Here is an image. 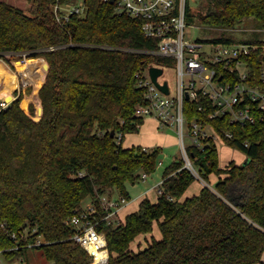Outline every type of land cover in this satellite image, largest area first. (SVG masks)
I'll return each mask as SVG.
<instances>
[{"label": "trees", "instance_id": "obj_1", "mask_svg": "<svg viewBox=\"0 0 264 264\" xmlns=\"http://www.w3.org/2000/svg\"><path fill=\"white\" fill-rule=\"evenodd\" d=\"M71 1L31 0L26 13L0 0V58L10 61L26 54L49 64L47 72L35 59L15 61L25 82H45L16 89L15 99L0 110V250L5 259L13 261L41 238L43 243L33 247L51 264H91L92 256L73 238L76 230L68 223L90 198L99 209L97 229L108 242L107 264L261 262L264 113L244 126L228 114L211 118L216 107L205 95L184 101L187 121L211 125L245 159L222 166L217 143L206 138L204 149L189 146L194 167L206 182L198 194H186L199 178L178 156L164 171L157 200L145 196L117 225L101 220L99 195L116 189L131 199L126 184L143 181L142 174H151L160 162V147H126L116 139L119 133L124 140L126 133L137 132L145 119L135 116L136 106L147 103L137 73L166 59L150 53L158 39L145 35L143 19L118 13L110 1L85 0V16L58 20L55 6ZM211 2L205 12L195 13L187 0L188 22L198 19L206 26L233 28L252 19L256 28L264 29V0ZM201 40L264 42L259 36L230 35ZM246 59L251 82H260L264 49ZM217 69L225 80L239 81L230 67ZM33 93L42 108L36 117ZM211 174L218 177L216 182L210 181ZM155 226L160 236L152 235L145 248L135 251V239L147 238Z\"/></svg>", "mask_w": 264, "mask_h": 264}, {"label": "built area", "instance_id": "obj_2", "mask_svg": "<svg viewBox=\"0 0 264 264\" xmlns=\"http://www.w3.org/2000/svg\"><path fill=\"white\" fill-rule=\"evenodd\" d=\"M110 1V0H104ZM187 0H116V11L125 13L135 18H142V28L145 35L158 39V46L150 50V53L166 59L160 66L177 69L179 72L177 87L173 91L167 79L158 77V81L168 82L169 93L162 91L152 80L149 68L137 73L138 84L145 88L146 104H138L135 109L137 117H154L161 126H172L177 130L181 153L179 156L184 160V166L188 167L197 178L201 179L194 167L189 146L194 145L204 149V139L212 138L218 144L223 139L209 124H202L198 120L188 122L184 114V101L197 100L200 95L211 99L216 110L210 113V117L228 114L232 122L242 126L255 123L257 114L264 113V67L260 73V82H251L249 73V61L247 56L253 52L264 49L263 43H249L245 41H202L203 37L194 40L188 37L186 28L191 24L186 15ZM63 5L68 9L62 14ZM86 6L84 0L78 3H67L55 6L58 20H68L72 14L83 16ZM201 38V39H200ZM264 41V38H263ZM131 50V49H129ZM151 65V66H153ZM217 65L230 67L239 76V81L225 80L223 73L219 74ZM185 68L189 79L185 80ZM224 76V78H223ZM15 97V96H14ZM6 99L0 101V110L9 105ZM201 110L202 107H199ZM188 122L192 142H185V122ZM232 137L231 133H226ZM117 143H123V133H119ZM161 163V162H160ZM148 174L143 173V181L147 180ZM203 180V179H201ZM204 181V180H203ZM163 179L156 185L158 194H161ZM206 183V182H205ZM208 184V183H207ZM210 185V184H209ZM103 210L101 220L111 224H119L121 210L131 202L125 196H114L105 193L98 196ZM99 209L95 202L90 199L82 209L68 220L75 228L73 238L92 256L91 264H107L109 261V249L106 235L97 229L100 222L95 220ZM16 237V234H12ZM27 237V231L22 235ZM39 238L36 242H30L27 246L33 247L42 244ZM20 246H16L18 248ZM2 250H0V262H2Z\"/></svg>", "mask_w": 264, "mask_h": 264}, {"label": "rangeland", "instance_id": "obj_3", "mask_svg": "<svg viewBox=\"0 0 264 264\" xmlns=\"http://www.w3.org/2000/svg\"><path fill=\"white\" fill-rule=\"evenodd\" d=\"M6 1L12 5H15L21 9H23L24 12L29 13L31 8V0H3ZM81 0H72L71 2L67 3H78ZM85 2V0H84ZM65 3V4H67ZM189 3L192 7V10L195 13L199 12H205L208 7L212 4L211 0H189ZM86 6V4H85ZM67 6L63 5V10L61 11L62 14L66 13L68 9H65ZM87 12V8L85 10V13L83 16H85ZM191 25L186 28V32L189 38L192 40L198 38V37H219L220 35L225 36H232L236 39H245V38H253L255 36H259V38H264V29L256 28L254 25V21L252 19H247L242 24L233 27V28H227V27H220L215 28L211 26H206L202 24L198 19H195L194 22L190 23ZM26 59H35L36 65L39 69H42L46 71V68H43L42 63L47 61L44 58H28L26 54H24L22 57L19 55H14L11 57L10 61H6L4 59L0 58V61H2L10 70L15 72L17 74L18 78V86L16 89L25 88L29 84H43V82H31L27 83L25 82L24 78L20 73H18V67L15 64V61H21ZM48 72V70H47ZM46 72V75H47ZM186 72V68H185ZM164 77L162 76V79H167L170 83V85L174 89L177 87L178 82V70L168 68L166 67L164 70ZM185 80L189 79V74L187 72L184 75ZM46 79V76H45ZM15 89V90H16ZM14 90V91H15ZM12 92H9L8 95H13L16 97V95ZM4 94L2 91H0V101L4 99ZM33 98L34 104L36 106V116H38L39 107L41 108V104L39 102L38 96L36 97V93L32 94L31 96ZM8 102H11L10 99H6ZM42 112V109H41ZM185 142L187 145H189L192 140L190 137V130L188 127V122H185ZM177 130L175 127L172 126H161L158 120L154 118H145L144 122L139 126L137 132H131L126 133L124 140H123V146L130 147V146H136V147H145L149 149L161 148V152L158 157V161L163 162V164H160L158 162V165L156 166L155 170L149 175L148 181H138L133 183H127L126 184V190L128 195L131 199L136 197V195L140 194L142 190L149 188L152 184L157 183L161 178H163L164 171L172 164L174 159H176L179 154L181 153V148L179 144V137L177 135ZM218 150H219V163L224 166L227 163H229L232 160H235L238 163H241L245 157H243V152H241L238 148L234 146L227 145L224 141L219 140L218 141ZM218 177L214 174L210 175V181L216 182ZM203 183H205L201 179H195L190 187L187 189L186 194L192 195L194 193H197L199 189H201ZM206 184V183H205ZM158 191L157 189L153 190L149 193V199L154 201L158 198ZM90 201V199L85 200L84 204L86 202ZM141 200L132 201L131 203L127 204L126 207L123 209V218L121 217L122 221L125 219V212L126 210H136L139 207ZM159 229L157 226L154 227V231L151 234L147 235V238H145L144 235L138 236L135 241L132 243V248L137 251L138 249L145 248L148 245V241L151 240V236L159 237ZM2 263L4 264H51L52 262L48 261L42 254V251L39 250L36 247H27L25 251L22 254H18L14 258L13 261H7L4 256H2Z\"/></svg>", "mask_w": 264, "mask_h": 264}, {"label": "crops", "instance_id": "obj_4", "mask_svg": "<svg viewBox=\"0 0 264 264\" xmlns=\"http://www.w3.org/2000/svg\"><path fill=\"white\" fill-rule=\"evenodd\" d=\"M19 84V83H18ZM16 89V88H15ZM15 89H13L12 91H14ZM0 91H2L3 92V94L5 95L4 96V99H7V97H8V94H9V92H12V91H4V90H2V89H0ZM147 118H154V117H147ZM154 119H156V118H154ZM157 120V119H156ZM243 157H245V155H243ZM175 160V159H174ZM160 164H163V162H161ZM150 175V174H149ZM149 175H148V178H147V180H145V181H148L149 180ZM163 178H161L157 183H154V184H152L149 188H146V189H144V190H142L141 191V193L140 194H138V195H136V197H134L133 199H131V202L132 201H136V200H142L145 196H149V193L150 192H152L153 190H155L156 189V185L162 180ZM203 184H205V183H203ZM199 191H200V189H199ZM199 191L197 192V193H194V194H198L199 193ZM109 194H111V195H114V196H118L119 194H118V192H117V190L116 189H111V190H109ZM159 195V194H158ZM90 198H88V200H89ZM87 200V199H86ZM155 201V200H154ZM89 202V201H88ZM130 202V203H131ZM85 204H87V202L85 203ZM84 204V205H85ZM126 206H124L123 208H122V210H121V213H120V215H121V217L123 218V209L125 208ZM137 210V209H136ZM133 211H135V210H132V211H130V210H126V212H125V217L127 216V214H129V213H131V212H133ZM124 217V218H125ZM125 219H123V221H124ZM159 236H160V234H159ZM253 264H264V252H263V254H262V261L261 262H257V263H253Z\"/></svg>", "mask_w": 264, "mask_h": 264}, {"label": "bare ground", "instance_id": "obj_5", "mask_svg": "<svg viewBox=\"0 0 264 264\" xmlns=\"http://www.w3.org/2000/svg\"><path fill=\"white\" fill-rule=\"evenodd\" d=\"M7 65V64H6ZM0 61V89L12 91L18 86L17 74Z\"/></svg>", "mask_w": 264, "mask_h": 264}, {"label": "water", "instance_id": "obj_6", "mask_svg": "<svg viewBox=\"0 0 264 264\" xmlns=\"http://www.w3.org/2000/svg\"><path fill=\"white\" fill-rule=\"evenodd\" d=\"M116 0H110L111 3L114 4ZM45 67L47 68V70L49 69V64L46 63ZM149 72H150V76L152 78V80L155 82V84L165 93H169V86H168V82L164 81L163 83H160L158 81V77L162 76V74L164 73V69L160 66H150L149 68ZM7 99H10L11 101L13 99H15V97L13 95H8ZM42 109V108H41ZM111 136H114V132H111ZM249 161V158L246 159V161H244V163H247Z\"/></svg>", "mask_w": 264, "mask_h": 264}]
</instances>
